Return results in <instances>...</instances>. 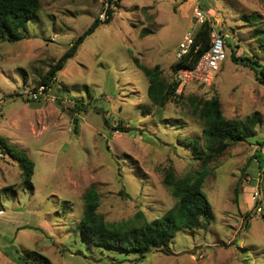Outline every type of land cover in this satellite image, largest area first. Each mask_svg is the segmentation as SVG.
I'll return each instance as SVG.
<instances>
[{
    "label": "rangeland",
    "instance_id": "374dc122",
    "mask_svg": "<svg viewBox=\"0 0 264 264\" xmlns=\"http://www.w3.org/2000/svg\"><path fill=\"white\" fill-rule=\"evenodd\" d=\"M207 2L211 7L200 0H41L26 37H0V136L34 161L28 187L18 160L0 148V264H264V85L252 67L231 58L235 47V55L264 65V0ZM110 5L111 18L84 37L33 98L49 65ZM196 5L224 35L226 57L212 82L190 83L158 106L134 58L174 78L171 64ZM192 95L217 96L228 118L254 110L263 117L255 136L230 142L210 162L202 189L212 212L204 225L179 229L167 251L152 248L137 260L88 242L72 226L89 187L107 220L137 211L151 219L175 204L165 170L171 165L190 177L199 167L187 142L201 137L203 126ZM76 99L83 104L77 123L70 110Z\"/></svg>",
    "mask_w": 264,
    "mask_h": 264
},
{
    "label": "trees",
    "instance_id": "16d2710c",
    "mask_svg": "<svg viewBox=\"0 0 264 264\" xmlns=\"http://www.w3.org/2000/svg\"><path fill=\"white\" fill-rule=\"evenodd\" d=\"M200 5L204 8L211 7L207 0H200ZM40 6L41 0H0V37L10 41L26 37L27 21ZM105 13L103 19L95 17L91 24L71 41L58 59L41 75L33 90L39 85H43V88L51 85L57 71L62 69L67 58L76 53L84 37L90 34L99 22L111 18V5L105 8ZM211 30L212 25L207 19L197 25L190 47L171 64L174 73L181 67H193L196 64L211 43ZM259 44L264 45V32L260 36ZM234 52L235 47H232L231 58L252 67L256 79L264 85V65L251 56L235 55ZM134 62L148 77L146 93L154 104L163 106L167 100L182 96L183 92H175L178 83L176 76L167 80L158 64L146 66L137 58H134ZM190 99L193 102V112L203 121L201 137H191L187 141L194 156L199 159V167L190 174V177L176 174L171 165L165 170L163 182L176 198L175 204L162 215L151 219H147L141 211H137L131 217L107 220L97 209L99 205L97 190L93 186L89 187L82 194L83 209L80 218L72 226V229L80 233L88 242L132 252L137 260L143 258L152 248L159 247L167 251L166 246L179 229L199 228L204 225L203 221L212 212L211 203L202 189L206 176L212 171L210 162L216 155L221 154L230 142L255 136L257 126L262 122L263 117L258 110H254L242 119L228 118L223 114L221 102L215 95L208 98L192 95ZM79 102V99H76L74 105L70 107L76 123L78 118L75 113L82 109L83 105ZM120 126L123 130L130 128ZM0 148L18 160L22 168L23 184L31 187L34 161L28 153L9 144L4 136H0ZM255 157L260 166L258 151ZM261 210L264 216V205Z\"/></svg>",
    "mask_w": 264,
    "mask_h": 264
},
{
    "label": "built area",
    "instance_id": "2783aa9c",
    "mask_svg": "<svg viewBox=\"0 0 264 264\" xmlns=\"http://www.w3.org/2000/svg\"><path fill=\"white\" fill-rule=\"evenodd\" d=\"M109 0H106L108 2ZM206 10L199 5L194 7V23L183 33L182 38L178 42L175 54L180 57L184 54L193 42V35L199 23L207 19ZM208 20V19H207ZM210 22V21H209ZM211 24V22H210ZM225 39L224 35L212 27L211 43L209 47L201 54L193 67H181L176 73L178 81L175 88L176 93H181L187 85L194 82L210 83L215 77V73L220 69L222 61L225 59ZM39 87L43 88V85ZM32 97L37 98L39 91L32 90Z\"/></svg>",
    "mask_w": 264,
    "mask_h": 264
}]
</instances>
